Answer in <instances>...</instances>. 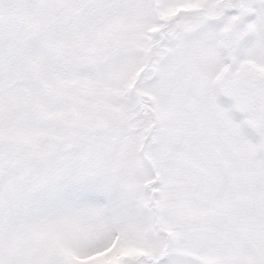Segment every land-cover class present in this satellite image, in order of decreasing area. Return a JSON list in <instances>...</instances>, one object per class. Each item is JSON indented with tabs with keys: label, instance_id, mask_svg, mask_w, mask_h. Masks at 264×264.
<instances>
[{
	"label": "snow or ice",
	"instance_id": "obj_1",
	"mask_svg": "<svg viewBox=\"0 0 264 264\" xmlns=\"http://www.w3.org/2000/svg\"><path fill=\"white\" fill-rule=\"evenodd\" d=\"M0 264H264V0H0Z\"/></svg>",
	"mask_w": 264,
	"mask_h": 264
}]
</instances>
